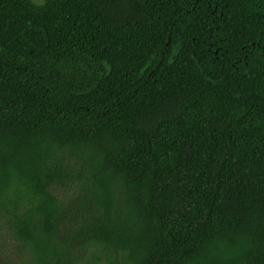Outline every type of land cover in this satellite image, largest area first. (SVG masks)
<instances>
[{
    "label": "trees",
    "instance_id": "16d2710c",
    "mask_svg": "<svg viewBox=\"0 0 264 264\" xmlns=\"http://www.w3.org/2000/svg\"><path fill=\"white\" fill-rule=\"evenodd\" d=\"M0 222L25 264H264V0H0Z\"/></svg>",
    "mask_w": 264,
    "mask_h": 264
},
{
    "label": "rangeland",
    "instance_id": "374dc122",
    "mask_svg": "<svg viewBox=\"0 0 264 264\" xmlns=\"http://www.w3.org/2000/svg\"><path fill=\"white\" fill-rule=\"evenodd\" d=\"M34 1L42 2V0ZM27 259L26 249L9 236L0 222V264H25Z\"/></svg>",
    "mask_w": 264,
    "mask_h": 264
}]
</instances>
